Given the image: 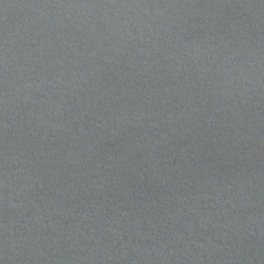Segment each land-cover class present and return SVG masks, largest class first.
I'll use <instances>...</instances> for the list:
<instances>
[{"label":"water","instance_id":"water-1","mask_svg":"<svg viewBox=\"0 0 264 264\" xmlns=\"http://www.w3.org/2000/svg\"><path fill=\"white\" fill-rule=\"evenodd\" d=\"M0 264H264V0H0Z\"/></svg>","mask_w":264,"mask_h":264}]
</instances>
